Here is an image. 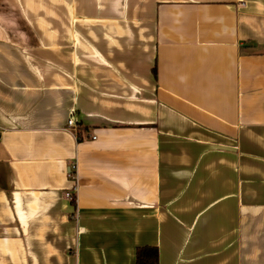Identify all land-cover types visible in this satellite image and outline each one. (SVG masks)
Masks as SVG:
<instances>
[{"label": "crops", "instance_id": "1", "mask_svg": "<svg viewBox=\"0 0 264 264\" xmlns=\"http://www.w3.org/2000/svg\"><path fill=\"white\" fill-rule=\"evenodd\" d=\"M143 246L264 264V0H0V264Z\"/></svg>", "mask_w": 264, "mask_h": 264}, {"label": "trees", "instance_id": "2", "mask_svg": "<svg viewBox=\"0 0 264 264\" xmlns=\"http://www.w3.org/2000/svg\"><path fill=\"white\" fill-rule=\"evenodd\" d=\"M135 264H158L157 248L154 246H143L136 248Z\"/></svg>", "mask_w": 264, "mask_h": 264}, {"label": "built area", "instance_id": "3", "mask_svg": "<svg viewBox=\"0 0 264 264\" xmlns=\"http://www.w3.org/2000/svg\"><path fill=\"white\" fill-rule=\"evenodd\" d=\"M238 2L243 5V0H238ZM67 127L68 128H76V124H75V120H74V117L73 116H70L68 119H67ZM69 176L74 179V172L71 170H69ZM65 198L69 201H74V195L72 192H67L65 193Z\"/></svg>", "mask_w": 264, "mask_h": 264}]
</instances>
